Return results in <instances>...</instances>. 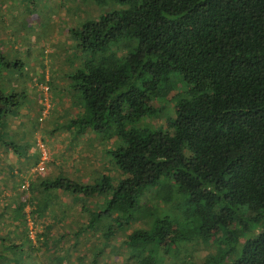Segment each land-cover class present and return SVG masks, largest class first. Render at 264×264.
Returning a JSON list of instances; mask_svg holds the SVG:
<instances>
[{
	"label": "trees",
	"instance_id": "16d2710c",
	"mask_svg": "<svg viewBox=\"0 0 264 264\" xmlns=\"http://www.w3.org/2000/svg\"><path fill=\"white\" fill-rule=\"evenodd\" d=\"M108 1L116 8L73 34L80 64L67 90L76 106L68 127L113 142L106 155L116 174L103 168L85 183L59 171L29 182L36 242L63 246L62 223L50 217L70 209L62 205L80 213L86 201L102 202L86 222L95 230L109 218L105 242L121 218L143 221L122 239L135 264H171L172 243L182 241L213 246L207 264H264V0ZM8 68L0 55V140L27 97L1 83ZM158 101L170 104L167 113ZM160 115L164 125H145ZM154 198L183 205L180 219L158 213ZM74 235L70 253L84 234ZM24 238L0 236V264L19 246L35 249Z\"/></svg>",
	"mask_w": 264,
	"mask_h": 264
},
{
	"label": "rangeland",
	"instance_id": "374dc122",
	"mask_svg": "<svg viewBox=\"0 0 264 264\" xmlns=\"http://www.w3.org/2000/svg\"><path fill=\"white\" fill-rule=\"evenodd\" d=\"M107 8H116V4L108 0L101 5L91 0H0V55L10 64V68L3 70L1 83L8 89L24 91L27 95L21 110L7 118L2 130L3 139L0 140V236L6 242H16L19 237L25 241L26 236L30 246L35 248L26 250L19 246L11 250L7 263L135 264L129 258L122 239L137 228H145L141 227L144 223L139 217L128 225H124L125 220L121 218L122 223L112 232L114 239L105 242L101 235L109 218L95 221V230L87 228L86 222L91 211L104 207L102 202L94 206L86 201V212L80 213L77 212L78 204H64V209H70L53 213L50 217L58 227L62 223L67 238L63 239V246L45 249L35 239L41 230L33 222L30 212L34 207L31 200L35 197L29 189L22 188V184L31 183L37 177L43 179L59 171L68 172L72 178H82L85 183L96 179L104 169L113 176L116 174L106 155V148L113 142L102 141L89 131L75 135L73 128L68 127L76 106L67 90L74 81L72 74L80 64L73 34L82 22L94 19ZM43 85L49 87L46 94L42 91ZM156 106L164 108V113H167L170 104L158 101ZM161 117L147 119L144 123L155 129L165 124L164 116ZM38 140L45 143L49 152V160L41 172L34 170L39 162ZM5 142L15 147L10 148ZM19 203H24L22 209L18 207ZM150 204L158 213L174 221L180 219L184 209L183 205L177 208V203L162 204L157 198L150 200ZM18 220L22 223L17 224ZM79 233L85 237L82 235L77 251L70 253L69 249L65 250L68 238L70 242H78L74 234ZM173 245L172 253L177 254L178 260L171 264H179L181 258L185 264H207L205 259L212 255L213 250V246H191L185 241L176 243L177 247ZM1 248L4 249L2 245ZM6 251H10L8 247Z\"/></svg>",
	"mask_w": 264,
	"mask_h": 264
},
{
	"label": "built area",
	"instance_id": "2783aa9c",
	"mask_svg": "<svg viewBox=\"0 0 264 264\" xmlns=\"http://www.w3.org/2000/svg\"><path fill=\"white\" fill-rule=\"evenodd\" d=\"M48 90H49V87L47 85H43L42 86V91H43L44 94H46ZM45 110H46V108L43 111V115L44 116L46 114ZM37 146H38V149H39V162L36 165L34 170H36L38 172H41V171H43L45 169V165H46V163L49 160V152L47 151V149L45 147V143L42 140H38L37 141ZM27 187H28V183L26 185L25 184L22 185L23 189H27Z\"/></svg>",
	"mask_w": 264,
	"mask_h": 264
}]
</instances>
